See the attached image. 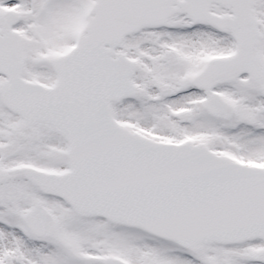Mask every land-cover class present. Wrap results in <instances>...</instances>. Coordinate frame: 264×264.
Returning <instances> with one entry per match:
<instances>
[{"label": "snow or ice", "instance_id": "obj_1", "mask_svg": "<svg viewBox=\"0 0 264 264\" xmlns=\"http://www.w3.org/2000/svg\"><path fill=\"white\" fill-rule=\"evenodd\" d=\"M0 264H264V0H0Z\"/></svg>", "mask_w": 264, "mask_h": 264}]
</instances>
